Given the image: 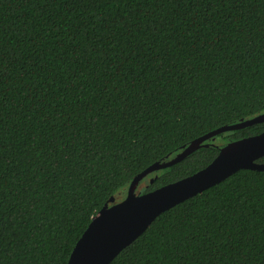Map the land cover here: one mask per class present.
Here are the masks:
<instances>
[{
    "label": "trees",
    "instance_id": "16d2710c",
    "mask_svg": "<svg viewBox=\"0 0 264 264\" xmlns=\"http://www.w3.org/2000/svg\"><path fill=\"white\" fill-rule=\"evenodd\" d=\"M261 114L264 0H0V264H66L135 176ZM262 132L210 138L135 192ZM108 264H264V171L159 214Z\"/></svg>",
    "mask_w": 264,
    "mask_h": 264
},
{
    "label": "water",
    "instance_id": "95a60500",
    "mask_svg": "<svg viewBox=\"0 0 264 264\" xmlns=\"http://www.w3.org/2000/svg\"><path fill=\"white\" fill-rule=\"evenodd\" d=\"M263 121L264 114H261L250 120L218 128L193 140L173 158L155 163L139 173L129 184L122 199L115 201L111 198L92 217L75 243L66 264H108L143 233L159 214L200 194L239 170L264 171V164L256 163L264 156L262 132L222 146L217 156L205 168L188 177L148 193L135 192L143 178L180 162L198 149L204 141L224 132L242 129Z\"/></svg>",
    "mask_w": 264,
    "mask_h": 264
},
{
    "label": "rangeland",
    "instance_id": "374dc122",
    "mask_svg": "<svg viewBox=\"0 0 264 264\" xmlns=\"http://www.w3.org/2000/svg\"><path fill=\"white\" fill-rule=\"evenodd\" d=\"M144 183V182H143ZM142 187H144V184H140L139 186H137V190L136 191H140L142 189ZM124 197V196H123Z\"/></svg>",
    "mask_w": 264,
    "mask_h": 264
}]
</instances>
